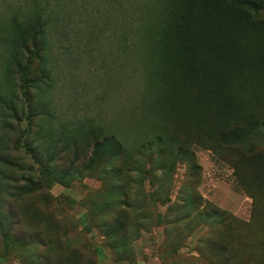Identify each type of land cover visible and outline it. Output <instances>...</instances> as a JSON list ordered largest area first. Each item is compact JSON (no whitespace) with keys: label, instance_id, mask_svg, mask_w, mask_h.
I'll return each instance as SVG.
<instances>
[{"label":"rangeland","instance_id":"374dc122","mask_svg":"<svg viewBox=\"0 0 264 264\" xmlns=\"http://www.w3.org/2000/svg\"><path fill=\"white\" fill-rule=\"evenodd\" d=\"M182 11L0 0V264H264V130L217 131L264 117V16L190 79ZM237 151L259 157L239 178Z\"/></svg>","mask_w":264,"mask_h":264},{"label":"trees","instance_id":"16d2710c","mask_svg":"<svg viewBox=\"0 0 264 264\" xmlns=\"http://www.w3.org/2000/svg\"><path fill=\"white\" fill-rule=\"evenodd\" d=\"M182 3L183 11L175 31L183 50L185 73L190 79L198 77V56L231 57L239 47L242 49L240 40L250 38L255 32L258 25L256 19L264 16V0H182ZM250 67L264 71V48L259 59ZM219 79V77L216 78L210 84L208 88L210 91H218ZM233 100L224 103L225 109L231 112L237 108L232 104ZM263 130L264 117L259 119L247 114L241 125H236L230 130L220 128L217 131L222 140H225L230 134L235 137L237 133L247 135L252 131L257 134ZM157 139L160 141L159 138ZM216 147L220 149L219 145ZM216 147L214 146V149L217 150ZM144 148L150 149L152 144L148 143ZM122 151L121 144L114 137H108L103 142L94 144V153L99 157L110 152L121 153ZM233 155L232 164L235 176L238 178L241 177V169L246 162L255 164L259 160L252 151L249 153L237 151Z\"/></svg>","mask_w":264,"mask_h":264}]
</instances>
